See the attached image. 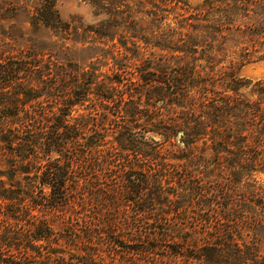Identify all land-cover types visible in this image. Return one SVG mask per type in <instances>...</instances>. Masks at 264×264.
Wrapping results in <instances>:
<instances>
[{
  "label": "trees",
  "instance_id": "trees-1",
  "mask_svg": "<svg viewBox=\"0 0 264 264\" xmlns=\"http://www.w3.org/2000/svg\"><path fill=\"white\" fill-rule=\"evenodd\" d=\"M58 1L0 0V264H264V0Z\"/></svg>",
  "mask_w": 264,
  "mask_h": 264
},
{
  "label": "rangeland",
  "instance_id": "rangeland-1",
  "mask_svg": "<svg viewBox=\"0 0 264 264\" xmlns=\"http://www.w3.org/2000/svg\"><path fill=\"white\" fill-rule=\"evenodd\" d=\"M191 6H196L201 2V0H187ZM57 7L60 11L61 17L64 21L79 20L84 25L96 23L92 7L81 1V0H59ZM23 18H18L17 23L23 25ZM49 30H43L37 33L36 36H48ZM75 39H83L74 37ZM91 56V53L82 54V58L86 59ZM239 75L247 81H258L264 79V61H257L253 63H248L240 67ZM264 179V178H263Z\"/></svg>",
  "mask_w": 264,
  "mask_h": 264
}]
</instances>
